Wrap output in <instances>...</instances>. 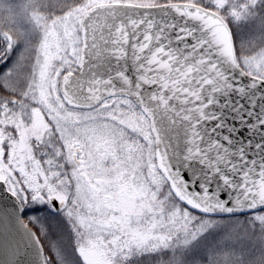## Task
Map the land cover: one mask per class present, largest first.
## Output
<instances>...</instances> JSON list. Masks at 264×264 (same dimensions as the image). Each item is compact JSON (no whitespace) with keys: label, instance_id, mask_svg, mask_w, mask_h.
Segmentation results:
<instances>
[{"label":"snow or ice","instance_id":"6c2138e0","mask_svg":"<svg viewBox=\"0 0 264 264\" xmlns=\"http://www.w3.org/2000/svg\"><path fill=\"white\" fill-rule=\"evenodd\" d=\"M0 194V264H264V0H0Z\"/></svg>","mask_w":264,"mask_h":264},{"label":"water","instance_id":"95a60500","mask_svg":"<svg viewBox=\"0 0 264 264\" xmlns=\"http://www.w3.org/2000/svg\"><path fill=\"white\" fill-rule=\"evenodd\" d=\"M5 195L6 194H0ZM12 239V233L10 227L0 224V250L5 249L8 246L9 241Z\"/></svg>","mask_w":264,"mask_h":264},{"label":"rangeland","instance_id":"374dc122","mask_svg":"<svg viewBox=\"0 0 264 264\" xmlns=\"http://www.w3.org/2000/svg\"><path fill=\"white\" fill-rule=\"evenodd\" d=\"M29 215H31V213H28Z\"/></svg>","mask_w":264,"mask_h":264}]
</instances>
